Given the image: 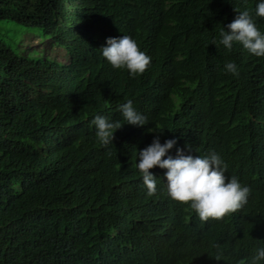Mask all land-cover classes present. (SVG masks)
<instances>
[{
    "label": "trees",
    "instance_id": "16d2710c",
    "mask_svg": "<svg viewBox=\"0 0 264 264\" xmlns=\"http://www.w3.org/2000/svg\"><path fill=\"white\" fill-rule=\"evenodd\" d=\"M256 3L0 0V21L39 29L68 57L29 58L0 42V264H246L264 246V56L219 43L245 9L264 32ZM121 35L151 57L143 73L100 55ZM127 100L148 124L124 123ZM95 115L124 123L112 144L100 145ZM156 135L176 139L173 156L217 152L225 176L250 187L247 203L201 221L167 195L156 166L148 196L137 153Z\"/></svg>",
    "mask_w": 264,
    "mask_h": 264
},
{
    "label": "clouds",
    "instance_id": "9594fccd",
    "mask_svg": "<svg viewBox=\"0 0 264 264\" xmlns=\"http://www.w3.org/2000/svg\"><path fill=\"white\" fill-rule=\"evenodd\" d=\"M254 14L264 17V0H257ZM234 42H238L250 54L264 56V32L259 30L247 9L237 11L235 18L219 32V43L225 49L230 50ZM99 49L100 55L112 68L126 69L130 76L143 73L151 61V57L140 50L137 41L129 35L108 37ZM224 69L233 75L239 74L238 66L232 61L225 63ZM117 108L124 123L133 126L149 123L147 117L136 110L131 100L117 105ZM123 124L102 115H95L89 122V126H94L101 146L112 144L114 131ZM149 129V132L157 133L164 130L153 127ZM175 144V138L165 139L161 143L159 135H156L150 144L137 153L139 160L136 168L148 196H155L158 192L156 177L149 171L156 166L166 170L164 185L167 195L175 201L187 203L201 221L209 218L219 220L247 203L250 187L242 184L236 176H225L226 165L217 152L193 156L177 147L173 156L169 154V150ZM214 247L218 248L216 245ZM261 261H264V246L257 247L246 264H260Z\"/></svg>",
    "mask_w": 264,
    "mask_h": 264
},
{
    "label": "rangeland",
    "instance_id": "374dc122",
    "mask_svg": "<svg viewBox=\"0 0 264 264\" xmlns=\"http://www.w3.org/2000/svg\"><path fill=\"white\" fill-rule=\"evenodd\" d=\"M0 42L17 55L36 59H56L67 63L66 50L52 42L50 35H43L39 29L29 30L11 21H0Z\"/></svg>",
    "mask_w": 264,
    "mask_h": 264
}]
</instances>
